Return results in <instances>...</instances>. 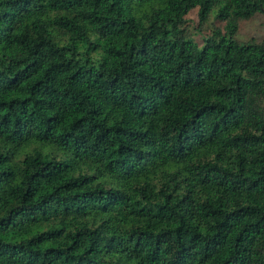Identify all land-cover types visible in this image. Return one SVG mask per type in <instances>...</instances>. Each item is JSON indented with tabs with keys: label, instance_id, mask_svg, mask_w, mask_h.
Returning a JSON list of instances; mask_svg holds the SVG:
<instances>
[{
	"label": "trees",
	"instance_id": "1",
	"mask_svg": "<svg viewBox=\"0 0 264 264\" xmlns=\"http://www.w3.org/2000/svg\"><path fill=\"white\" fill-rule=\"evenodd\" d=\"M257 15L0 0V264H264Z\"/></svg>",
	"mask_w": 264,
	"mask_h": 264
},
{
	"label": "rangeland",
	"instance_id": "2",
	"mask_svg": "<svg viewBox=\"0 0 264 264\" xmlns=\"http://www.w3.org/2000/svg\"><path fill=\"white\" fill-rule=\"evenodd\" d=\"M191 21L196 23V16L190 15ZM264 38V15H257L250 21H246L240 25L237 39L244 42L250 39L261 40Z\"/></svg>",
	"mask_w": 264,
	"mask_h": 264
}]
</instances>
